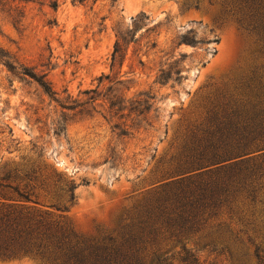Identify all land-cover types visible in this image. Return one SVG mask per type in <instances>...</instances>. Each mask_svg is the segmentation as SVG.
I'll use <instances>...</instances> for the list:
<instances>
[{
	"label": "rangeland",
	"instance_id": "374dc122",
	"mask_svg": "<svg viewBox=\"0 0 264 264\" xmlns=\"http://www.w3.org/2000/svg\"><path fill=\"white\" fill-rule=\"evenodd\" d=\"M20 6L17 24L12 12L0 11V48L17 71L22 65L45 74L56 94L0 61V176L11 173L33 186L37 207L80 237L110 232L122 211L181 170L176 162L196 126L230 120L243 128L264 120L262 45L221 14V0ZM119 30L128 36L112 62ZM163 68L180 76L159 83ZM68 183L75 185L73 202ZM246 229L257 242L264 238L261 224ZM246 235L239 234L242 243L197 236L182 243L204 264H257ZM180 254V242L165 249L174 263ZM0 264L42 263L24 257Z\"/></svg>",
	"mask_w": 264,
	"mask_h": 264
},
{
	"label": "trees",
	"instance_id": "16d2710c",
	"mask_svg": "<svg viewBox=\"0 0 264 264\" xmlns=\"http://www.w3.org/2000/svg\"><path fill=\"white\" fill-rule=\"evenodd\" d=\"M26 1L0 0V11L12 12L17 24L23 18L20 3ZM221 4L226 8L221 14H229L254 35L264 52V0H221ZM50 6L56 9L57 1ZM127 36L117 32L112 62L120 57ZM0 61L10 72L34 79L49 96L56 94L45 74L22 65L17 71L15 60L1 48ZM173 74L178 77L180 71L160 69L157 81L164 83ZM191 132L176 162L177 169H182L122 211L113 230L89 238L78 236L62 218L37 207L29 183L17 182L18 177L11 173L0 176V260L31 257L42 264H204L186 250L182 240L197 236L210 242L216 237L242 243L239 234L243 233L254 246L257 264H264V238L257 242L246 229L249 224L264 227V120L243 128L230 120H208ZM74 188L73 183L66 184L69 202L75 199ZM58 209L66 210V206ZM233 224L241 227L233 228ZM174 241L181 243L178 263L165 255Z\"/></svg>",
	"mask_w": 264,
	"mask_h": 264
}]
</instances>
